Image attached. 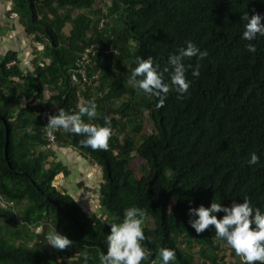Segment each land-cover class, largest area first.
<instances>
[{
  "label": "trees",
  "instance_id": "1",
  "mask_svg": "<svg viewBox=\"0 0 264 264\" xmlns=\"http://www.w3.org/2000/svg\"><path fill=\"white\" fill-rule=\"evenodd\" d=\"M15 1L25 34L46 45L43 56L47 60L24 75L19 66L5 68L17 61V53L0 58V200L24 205L19 214L23 229L12 234L14 241L23 239L24 243L17 246L0 236V264H69L73 255H78L74 264H84L85 257L88 264H100L110 224L122 222L130 207L144 209L145 219H153L154 226L148 220L143 224L146 239L142 244L151 254L142 264H162L158 251L163 247L176 253L171 264H230L222 255L226 243L216 238L211 227L196 234L189 224L195 217L189 216L188 209L207 208L213 202L228 207L247 197L264 214V37L251 41L256 51L250 53V42L242 39L245 22L240 19L245 12L256 13L264 23V0H106L108 16L118 15L112 17V35L108 28L98 35L96 25L107 13L104 8L93 11L97 0ZM91 32L98 35L96 40L89 37ZM187 41L208 52L199 61L200 75L194 77L189 69L190 88L184 97L177 99V93L170 91L164 106L157 108L158 97L133 87L136 57H151L153 67L168 83V56L186 47ZM93 42L105 50L118 49L120 56L101 54L93 72L100 70L102 76L79 95L71 84V71L81 45ZM184 63L195 67L197 58H186ZM165 67L169 72H164ZM57 90L60 94L48 100L56 105L50 115H57L59 108L78 111L83 101L93 100L97 116H85L84 122L104 126L105 117L111 121L107 151L85 147L80 143L83 135L62 129L53 134L55 144L70 147L102 169L105 182L100 186L98 207L109 216V224L98 210L85 213L67 188L54 185L66 169L54 158L55 144L50 148L42 114L47 92ZM25 98L29 102L21 107ZM125 98L114 106L116 100ZM144 109L150 110L156 132L137 146L132 135L122 138V133L130 112L144 118ZM140 130L141 125L135 133ZM134 152L145 157L150 167L137 193L130 189ZM251 153L259 156L255 165L248 164ZM0 212V217H6L4 208ZM214 215L221 218L224 213ZM49 225L73 244L55 249V254L41 244L29 247L26 239L39 236L32 227L44 226L49 231ZM194 243L201 248L198 262L191 252Z\"/></svg>",
  "mask_w": 264,
  "mask_h": 264
},
{
  "label": "clouds",
  "instance_id": "2",
  "mask_svg": "<svg viewBox=\"0 0 264 264\" xmlns=\"http://www.w3.org/2000/svg\"><path fill=\"white\" fill-rule=\"evenodd\" d=\"M244 21V31L242 39L249 41L247 50L250 53L256 51L255 44L251 43L257 36L264 37V23L262 17L248 12L241 15ZM139 47V45H136ZM208 56L206 50L201 51L191 41L186 42V47H181L176 54L168 56V65L171 68L169 82H164L163 74L153 67L151 57L142 59L136 57V67L131 73L133 87L158 97L157 108L163 107L165 99L170 91L177 93V99H182L190 88V81L186 78V72L192 69V75L199 77V61ZM197 58V64L185 65L186 58ZM164 72H169V67H165ZM142 77L141 79H137ZM87 116L93 119L97 116V105L93 100L83 101L78 106V111L69 113L63 108L58 109L57 115H48L46 128L48 135H53L56 130L62 129L66 133L83 135L85 139L80 143L85 147H90L93 151H107L109 141L112 136L111 121L105 117L104 126L92 123H85L82 119ZM259 162V156L250 154L249 165ZM224 213L221 218H217L214 213ZM191 228L196 234H201L210 227L214 229L217 239L224 241L230 247L242 264H264V214L259 208L251 206L249 198H244L242 202L233 201L231 206L225 207L220 203L213 202L210 207L200 205L188 209ZM146 211L137 207H130L125 210L122 222L110 224V232L106 235V253L100 254V264H142L151 254L142 242L145 241L143 224ZM254 225V226H253ZM48 245L57 250H65L73 244L67 236L53 230L46 235ZM158 255L162 264H171L176 259L173 249L167 247L160 248ZM84 264H88V258H84Z\"/></svg>",
  "mask_w": 264,
  "mask_h": 264
},
{
  "label": "rangeland",
  "instance_id": "3",
  "mask_svg": "<svg viewBox=\"0 0 264 264\" xmlns=\"http://www.w3.org/2000/svg\"><path fill=\"white\" fill-rule=\"evenodd\" d=\"M11 2H14L13 4V11L15 10V4H16V1L15 0H8ZM96 8H93V11L94 10H102L107 13V16H102L101 19L99 20H102V19H106V21L108 23L111 22V18L113 16H118L117 14L113 15L112 17H109L108 15H110L108 11V8L106 6V0H97L96 2ZM84 13H89L88 10H84L83 11ZM73 14H78V12L74 11L72 12ZM98 19V16H95L94 17V20H97ZM98 20V21H99ZM113 22V21H112ZM70 26L67 27V31L70 30ZM7 29L5 27H3V25H1L0 27V32H3V31H6ZM93 35V32H91V34L89 35V37H92ZM31 39V38H29ZM3 57V56H1ZM0 57V58H1ZM19 61H23V60H19L17 58V63H18V66L20 65V62ZM39 65V64H38ZM20 68V67H19ZM36 70L33 69V72ZM61 90H57V91H51V92H48L47 93V99L50 100L51 97H56L60 94ZM142 98H139V100H141ZM123 100H126L125 99H118L115 101V104L114 106H119L122 104ZM29 102L28 99H23L22 102H21V107L27 105V103ZM14 105V104H13ZM56 107V105L50 107L51 110H53L54 108ZM131 115L129 118H125L126 122H127V128L124 130V132L122 133V138H123V135L125 136V134H129V135H132V138L134 139L135 143L137 144V146H139L145 138H147V136H150L151 134L155 133L156 132V126H155V123L152 121V119L150 118L149 116V113H150V110H146L144 109V118H139L136 116V113H134L133 111L130 112ZM141 125V130L139 133H135V130H137L138 126ZM55 154V153H54ZM59 155V154H58ZM68 155H64L63 158L62 155L60 156H54V158L58 159L59 161L63 160L65 161L66 160V157ZM54 158L51 159V162L54 161ZM66 161H70V158H68ZM131 168L133 170V175L131 177V180H130V189L132 192L134 193H137L139 191V186L142 184V182L144 181V179L148 176L149 174V171H150V167L148 166V161L145 157L137 154L136 152L133 153V157H132V160H131ZM99 166V165H98ZM95 167L94 168V165L92 164L91 167L89 168L90 170V175L91 176H94L96 175L97 173H99V171L101 170L100 166L99 167ZM81 167L84 171H87L88 168L87 166L85 165V163L83 162V164H81ZM103 172V171H102ZM58 181H60L59 179V175L56 177L55 179V182H54V185H57L59 187V189L62 188V185L57 183ZM62 182V181H61ZM66 181H64L63 184V187L66 186L67 184L65 183ZM105 182V179L103 178V180L101 181V184ZM81 183H83L84 185L86 186H90L91 185V182L87 179H82L81 180ZM100 184V186H101ZM95 183L93 182L92 183V186H94ZM99 186V191H100V187ZM68 186H66L65 188H67ZM73 188V187H72ZM72 188H67V190H71V194L74 198H76V200H82V194L80 192H78L77 190H73ZM98 188V187H97ZM97 188H93V189H89L87 194H86V201L90 204V208H89V211L90 212H99L100 213V216L103 215L104 217V222L106 224H109L110 223V218L107 214H105L103 212V210H101V207H100V210H99V207H98V199L100 197L99 194H98V190ZM61 190H64V189H61ZM98 194V196H97ZM23 204L21 205H18V204H14V205H7V204H3V201L0 200V208H4L5 211L7 212V215L6 217H0V236L1 237H4L5 239L3 240H6L8 242H14L17 246H20V245H23L24 241L23 239H16L14 241V239L12 238V234L14 232H17V231H21L23 229V226L24 224L20 221V218H19V214L20 212L22 211L23 209ZM86 206V205H85ZM85 213H90L88 212V208L85 209ZM2 214V212H0V215ZM144 220H148L147 224L151 225V226H154L153 225V219L152 218H148V219H144ZM146 221H144V224H145ZM40 225V224H39ZM145 226V225H143ZM48 229H50L49 231H47L46 229H44V231H41L39 229H36L33 233L36 234V235H39L38 237H36L35 239H33L32 237H29L28 239H26V242H27V245L31 248H37L39 246V244H41L42 246H44L46 248L47 251H50L51 254H55L56 251L53 247H51L50 245H48V241L47 239H45L46 235L52 231L51 229V225L48 226ZM31 241V242H29ZM44 247H43V250H44ZM182 249L184 251L187 250V247L186 245L182 244L181 245ZM230 247L226 248V249H222V255H226L227 256V262L230 263V264H235V263H239V264H242L240 258L238 256H235L233 257L232 254H233V250L232 249H229ZM201 248L198 247L195 243L192 245V249H191V252L194 254V257H195V262H198L199 261V252H200ZM69 251H71L72 253L74 252L73 249H69ZM75 257H78V255H73L71 256L70 258V261H69V264H74L75 262Z\"/></svg>",
  "mask_w": 264,
  "mask_h": 264
},
{
  "label": "crops",
  "instance_id": "4",
  "mask_svg": "<svg viewBox=\"0 0 264 264\" xmlns=\"http://www.w3.org/2000/svg\"><path fill=\"white\" fill-rule=\"evenodd\" d=\"M13 4L14 2L10 3V1L8 0H0V27L1 25H3V27L7 29L6 31L0 32V57L4 56L6 53H17V58L19 60H23L22 62L19 61V67L24 75H27L31 72L33 73V69H35L38 64L40 65L42 62L47 60L43 56L46 45L44 47V45L38 42L37 39H35L34 37H28L25 34L23 19L19 16L18 13L15 12V10L13 11ZM53 152L55 153V156L62 155L61 158H63L64 155H68L66 157V160L70 158V161L61 160L65 165L66 171L59 175L60 181H58L57 183L63 186L62 183L66 181L65 183L67 184L66 186H68L67 188L73 187L72 189L74 191L77 190L78 192H80L82 194V200L77 201L81 204L84 210L88 208L89 211L90 204L86 201L85 197L89 189H96L98 187L97 190L99 191V186L103 179L102 169L96 175L91 176L89 174V168L91 167L89 162L83 160L78 152L72 150L68 146L59 145L58 142L53 147ZM83 162L88 168L87 171H84L81 167V164H83ZM97 166L94 165V168ZM82 179L89 180L91 182V185H84L83 183H81ZM93 182L95 183L94 186H92ZM66 186H64V188ZM68 192L71 194V190H69ZM36 229L44 231L45 227H32V231H35Z\"/></svg>",
  "mask_w": 264,
  "mask_h": 264
},
{
  "label": "built area",
  "instance_id": "5",
  "mask_svg": "<svg viewBox=\"0 0 264 264\" xmlns=\"http://www.w3.org/2000/svg\"><path fill=\"white\" fill-rule=\"evenodd\" d=\"M114 19L117 18V16H113ZM114 27V22L108 23L106 19H102L99 21V23L96 25V30L98 32V35L101 34L105 29L108 28L109 34L112 35V28ZM98 35H95V32H93V35L91 38L97 39ZM82 50L77 54V62H76V68L71 71V84L74 88L78 89L79 95H81L82 92L86 91L88 88L92 87L102 76L101 71L99 70L98 73L93 72V69L95 68L98 58L101 54H104L107 58H113L120 56V51L115 48L106 49L98 42L90 43L89 45L85 46L84 44L81 45ZM16 66H18L17 61H13L10 63H7L5 65V68L7 70H12ZM45 108L42 114L43 122L47 125L48 120L47 116L51 114L52 107L51 104H49L48 99L46 98V103L44 104ZM51 139V146L52 144H55L56 138L54 135H49Z\"/></svg>",
  "mask_w": 264,
  "mask_h": 264
},
{
  "label": "water",
  "instance_id": "6",
  "mask_svg": "<svg viewBox=\"0 0 264 264\" xmlns=\"http://www.w3.org/2000/svg\"><path fill=\"white\" fill-rule=\"evenodd\" d=\"M51 39H52V37H51ZM53 40V39H52ZM53 43H54V40H53Z\"/></svg>",
  "mask_w": 264,
  "mask_h": 264
}]
</instances>
